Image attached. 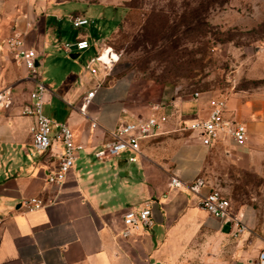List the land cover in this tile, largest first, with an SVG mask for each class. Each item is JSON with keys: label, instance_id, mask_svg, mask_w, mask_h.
<instances>
[{"label": "crops", "instance_id": "crops-1", "mask_svg": "<svg viewBox=\"0 0 264 264\" xmlns=\"http://www.w3.org/2000/svg\"><path fill=\"white\" fill-rule=\"evenodd\" d=\"M101 6L88 11L103 14L101 21L91 20L83 8L69 15L90 22L71 42L57 34L60 9L55 2L0 0L1 41L18 32L26 35L42 68L41 82L47 90L44 114L66 123L76 144L84 148L56 190L48 185L47 174L57 156H42L33 149L30 128L34 121L21 116L11 128L0 116V264H259L264 231L259 229L254 209L245 207L236 213L246 227L236 234L231 224L201 209L199 197L185 187L172 189L159 172L158 145L163 138H176L174 150H168L163 161L164 169L184 184L201 177L212 148L202 144L201 132H188L183 123L205 119L208 100L217 94L202 93L200 100L173 101L167 109L160 108L168 123L159 136L141 142V155L125 152L106 160L94 157L121 123L141 121L128 101L129 77L110 79L106 63L96 60L110 49L101 43L99 29H104L110 9ZM79 42H87L88 49L78 51ZM66 45L71 48L67 50ZM83 52L92 53L87 64L70 58ZM17 68L11 56L0 54V83L3 79L15 82L18 73L23 80L25 72ZM23 81L31 92L33 84ZM91 92L95 94L86 113L96 120L95 130L80 112L83 98ZM227 101V117L246 126L248 141L243 147H221L239 167L257 171L264 166V97L241 92ZM55 147L61 150L60 144ZM132 158L136 162H130ZM34 199L42 201V206L27 209ZM147 203L155 226L124 238L125 213L141 210Z\"/></svg>", "mask_w": 264, "mask_h": 264}, {"label": "rangeland", "instance_id": "rangeland-1", "mask_svg": "<svg viewBox=\"0 0 264 264\" xmlns=\"http://www.w3.org/2000/svg\"><path fill=\"white\" fill-rule=\"evenodd\" d=\"M51 1L60 9L57 34L71 42L81 30L73 28L69 17L77 15L70 14L82 8L85 12L98 11L100 4L110 9L104 29L99 27L101 43L110 48L103 56L111 70L110 79L129 77V104L137 109L140 120L155 116L159 133L168 122L155 108L167 109L173 101L192 100L197 92L227 99L241 92L264 97V0H220L226 3L204 15L199 14V7L206 0ZM87 15L93 21L103 17L99 12ZM112 51L119 57L117 63H110ZM78 54L83 64L92 57V53ZM38 70L42 79V68ZM18 74L15 82L3 79L0 83V87L12 88V104L0 114L6 118L2 123L11 128L16 127L30 92ZM161 140L159 172L170 185L172 177L163 161L179 139ZM201 177L209 191L227 197L234 215L245 207L254 209L259 229L264 231V166L257 171L246 170L224 151L215 150Z\"/></svg>", "mask_w": 264, "mask_h": 264}, {"label": "built area", "instance_id": "built-area-1", "mask_svg": "<svg viewBox=\"0 0 264 264\" xmlns=\"http://www.w3.org/2000/svg\"><path fill=\"white\" fill-rule=\"evenodd\" d=\"M29 2L30 0H25ZM73 28L80 29L90 24L89 20L69 17ZM70 49V45L65 46ZM78 51L88 49L87 42H79L76 45ZM7 54L12 57L16 66L25 72L23 80L31 82L33 89L30 92L29 102L22 107L21 116L34 121L30 128L32 137V147L39 155L56 154V165L47 174V183L50 187L59 190L64 184L66 177L74 167V163L79 152L83 151L82 145H77L71 128L66 123H57L44 114L45 97L47 90L41 82L39 75V55L26 42V35L14 33L11 37L0 41V54ZM97 61L104 64L102 54L97 57ZM106 67L108 65H105ZM91 70L90 67H88ZM91 73H95L91 70ZM95 92L89 93L83 98L80 112L89 119L91 129L97 128V122L87 116L86 110ZM201 92L193 95V100H200ZM12 104V88L0 87V114L7 110ZM209 113L203 120L194 121L192 124L183 123V129L190 132L202 133V144L208 148L216 146L243 147L248 141V131L244 124L239 123L235 118H228V101L222 95H215L209 98ZM160 108H155L159 111ZM166 117V116H165ZM167 118H164L165 121ZM160 123L153 116L146 120L132 123H121L111 134V141L103 148L94 153L98 160H106L118 157L125 152H132L141 155V142L159 136ZM53 130L56 133L53 135ZM60 144L61 150L57 151L55 145ZM136 162V158L130 159ZM187 188L191 193L199 197L200 207L213 218L225 224H231L237 229L239 234L246 229L242 218L234 215L231 203L217 191L208 190L206 181L198 177L195 181L184 184L178 177H172L171 188L178 190ZM42 206V201L34 199L26 205L29 210L38 209ZM155 226V220L151 210V204L147 203L141 210H128L123 218L124 238H130L139 232L151 230ZM259 264H264V249L261 250Z\"/></svg>", "mask_w": 264, "mask_h": 264}, {"label": "trees", "instance_id": "trees-1", "mask_svg": "<svg viewBox=\"0 0 264 264\" xmlns=\"http://www.w3.org/2000/svg\"><path fill=\"white\" fill-rule=\"evenodd\" d=\"M226 2L222 1L220 2V0H206V1H203L201 2L200 4V7H199V14L201 15H204V14H208V10L210 8H214L215 6H219V5H222V4H225ZM215 150H220V151H224L223 150V147L221 146H216L214 148H212V151H215ZM227 199V197H225Z\"/></svg>", "mask_w": 264, "mask_h": 264}, {"label": "bare ground", "instance_id": "bare-ground-1", "mask_svg": "<svg viewBox=\"0 0 264 264\" xmlns=\"http://www.w3.org/2000/svg\"><path fill=\"white\" fill-rule=\"evenodd\" d=\"M106 51H104L103 53H102V61H103V56H104V53H105ZM113 53V52H112ZM113 55H115L116 56V59H114L113 57ZM119 60V57L115 54V53H113V54H111V61H110V63H112L113 61H118ZM104 63H107V62H105V61H103ZM106 65H108V64H106Z\"/></svg>", "mask_w": 264, "mask_h": 264}, {"label": "water", "instance_id": "water-1", "mask_svg": "<svg viewBox=\"0 0 264 264\" xmlns=\"http://www.w3.org/2000/svg\"><path fill=\"white\" fill-rule=\"evenodd\" d=\"M70 58H71L72 60H77V59L79 58V54H72V55L70 56ZM37 67H40V64H39L38 61H37Z\"/></svg>", "mask_w": 264, "mask_h": 264}]
</instances>
